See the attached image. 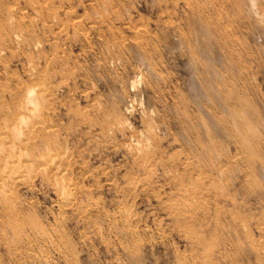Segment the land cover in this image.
I'll use <instances>...</instances> for the list:
<instances>
[{
	"label": "rangeland",
	"instance_id": "obj_1",
	"mask_svg": "<svg viewBox=\"0 0 264 264\" xmlns=\"http://www.w3.org/2000/svg\"><path fill=\"white\" fill-rule=\"evenodd\" d=\"M34 87L0 264H264V0H0V132Z\"/></svg>",
	"mask_w": 264,
	"mask_h": 264
},
{
	"label": "bare ground",
	"instance_id": "obj_2",
	"mask_svg": "<svg viewBox=\"0 0 264 264\" xmlns=\"http://www.w3.org/2000/svg\"><path fill=\"white\" fill-rule=\"evenodd\" d=\"M34 88H32L31 90L29 89L30 91L28 92V95H30L29 98H31V100L30 101H28V99H27V101L25 100L26 102H23V104L21 105V108L19 109V112L18 113L16 112L17 115L13 116L15 122L11 119V121H13L14 123L7 124L8 126H6V128L4 130H2V132H0L1 145L5 150V152L4 151H2V152L3 153H11V155L9 154L10 157L7 155V157H9V158H6V156H5L6 154H4V155L1 154L2 155L1 159L3 156L5 158H3L2 162H1L0 186L9 185V184L13 183L16 175L20 174L24 170L22 167L23 164L24 165L26 164L29 166L30 165H33V166L34 165L35 166L36 165H39V166L44 165L45 167H43L42 169H43V171H44V169L46 171L47 170L46 168L48 167L49 170L47 172H49L51 168L57 169V172H58V170L61 168L60 167L61 164L59 165V163H61V161H60L61 157L60 156H57L56 154H54V155L51 154V156H47V157H44L45 156L44 155L43 156L44 158H42V159H39L40 157L38 159H35V158H32L33 156L31 157L29 154H27L28 153L26 151L27 148L26 147H25L26 149L24 148V146L27 145V144H25L28 142L27 140L31 139L30 138V136L32 134L31 126L34 125L35 123L41 121V111H42L43 106L41 103L42 101L39 99L42 98L41 96L43 95V87H39L38 89H36V88L34 89ZM26 93H27V91H26ZM33 134H34V132H33ZM23 148L25 149L24 151H23ZM37 167L38 166H36V168ZM59 171H61V170H59ZM55 174H56V172H55ZM62 175H63L62 179L64 177L65 181L63 183L60 181L61 185L58 182L59 183V189H60V191H58V192H60L61 196L65 197L64 203L66 204L67 202L70 201V197H69L70 193L68 192V190H69L68 185L70 184V182L68 180H66L68 178L69 174L63 173Z\"/></svg>",
	"mask_w": 264,
	"mask_h": 264
}]
</instances>
